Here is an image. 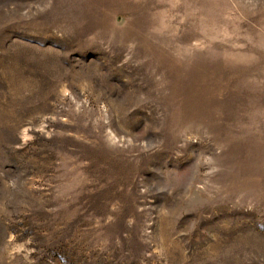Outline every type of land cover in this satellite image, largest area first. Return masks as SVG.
I'll return each instance as SVG.
<instances>
[{
  "label": "rangeland",
  "instance_id": "374dc122",
  "mask_svg": "<svg viewBox=\"0 0 264 264\" xmlns=\"http://www.w3.org/2000/svg\"><path fill=\"white\" fill-rule=\"evenodd\" d=\"M0 264H264V0H0Z\"/></svg>",
  "mask_w": 264,
  "mask_h": 264
}]
</instances>
